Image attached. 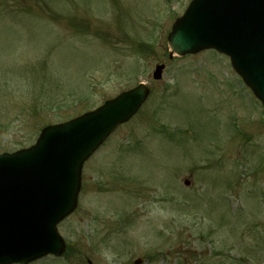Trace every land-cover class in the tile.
<instances>
[{
    "label": "rangeland",
    "instance_id": "obj_1",
    "mask_svg": "<svg viewBox=\"0 0 264 264\" xmlns=\"http://www.w3.org/2000/svg\"><path fill=\"white\" fill-rule=\"evenodd\" d=\"M190 2L0 0V154L151 87L84 166L70 260L32 264H264V113L226 56L169 57Z\"/></svg>",
    "mask_w": 264,
    "mask_h": 264
},
{
    "label": "water",
    "instance_id": "obj_2",
    "mask_svg": "<svg viewBox=\"0 0 264 264\" xmlns=\"http://www.w3.org/2000/svg\"><path fill=\"white\" fill-rule=\"evenodd\" d=\"M170 45L178 55L215 48L264 104V0H195L177 21ZM164 66H158L159 80ZM141 86L96 112L46 129L36 147L0 156V264L61 256L56 226L76 207L81 170L94 150L133 116L148 95Z\"/></svg>",
    "mask_w": 264,
    "mask_h": 264
},
{
    "label": "trees",
    "instance_id": "obj_3",
    "mask_svg": "<svg viewBox=\"0 0 264 264\" xmlns=\"http://www.w3.org/2000/svg\"><path fill=\"white\" fill-rule=\"evenodd\" d=\"M71 253H68V255H70Z\"/></svg>",
    "mask_w": 264,
    "mask_h": 264
}]
</instances>
